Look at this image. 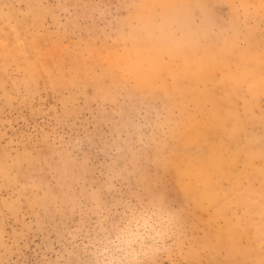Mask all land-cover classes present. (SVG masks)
Wrapping results in <instances>:
<instances>
[{
  "label": "rangeland",
  "instance_id": "obj_1",
  "mask_svg": "<svg viewBox=\"0 0 264 264\" xmlns=\"http://www.w3.org/2000/svg\"><path fill=\"white\" fill-rule=\"evenodd\" d=\"M0 264H264V0H0Z\"/></svg>",
  "mask_w": 264,
  "mask_h": 264
}]
</instances>
